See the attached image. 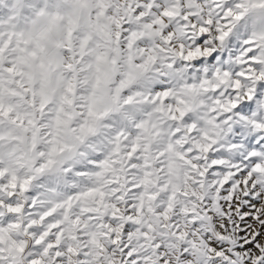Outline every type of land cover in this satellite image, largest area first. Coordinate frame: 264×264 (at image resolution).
<instances>
[{
	"label": "snow or ice",
	"instance_id": "6c2138e0",
	"mask_svg": "<svg viewBox=\"0 0 264 264\" xmlns=\"http://www.w3.org/2000/svg\"><path fill=\"white\" fill-rule=\"evenodd\" d=\"M0 264H264V0H0Z\"/></svg>",
	"mask_w": 264,
	"mask_h": 264
}]
</instances>
